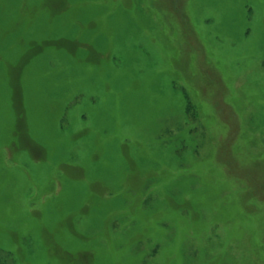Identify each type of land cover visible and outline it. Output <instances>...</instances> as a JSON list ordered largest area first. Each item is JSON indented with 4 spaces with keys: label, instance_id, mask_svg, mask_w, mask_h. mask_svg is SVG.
Segmentation results:
<instances>
[{
    "label": "rangeland",
    "instance_id": "1",
    "mask_svg": "<svg viewBox=\"0 0 264 264\" xmlns=\"http://www.w3.org/2000/svg\"><path fill=\"white\" fill-rule=\"evenodd\" d=\"M0 264H264V0H0Z\"/></svg>",
    "mask_w": 264,
    "mask_h": 264
}]
</instances>
